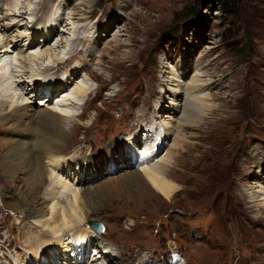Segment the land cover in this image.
I'll return each mask as SVG.
<instances>
[{
  "label": "rangeland",
  "instance_id": "obj_1",
  "mask_svg": "<svg viewBox=\"0 0 264 264\" xmlns=\"http://www.w3.org/2000/svg\"><path fill=\"white\" fill-rule=\"evenodd\" d=\"M24 1L33 5V12H20L23 14L20 27L7 33L12 40L18 39V47L4 59L9 63L10 73L7 72L12 80L4 81L0 87V102L7 104L8 111L20 106L31 114L56 108L69 113L71 122L65 121L69 138L62 144L64 155L61 156L65 160L74 159L75 165L68 175L55 172V179L65 181L71 191H84L88 225L83 227L90 230L92 238L91 250L81 264H264V210L257 209L249 199L256 175L264 176V0ZM79 2L90 4L84 22L89 30L95 27L98 31V46L92 41L79 57L72 55L69 48L61 55L63 48H56L60 39L56 35L49 40L50 44H45L39 40L38 33L35 43H30L33 28H42L47 18L52 19L50 7L65 17L57 23L60 27L61 23L63 26L67 23L65 13L72 9L79 13L82 9ZM66 5L72 6L70 10ZM24 7L27 6L20 8ZM189 8L203 14L204 22L184 19L182 13ZM5 9L2 7L0 11L3 17L8 13ZM3 30L0 35L5 34ZM58 30L61 32L62 28ZM118 31L120 34L115 36ZM62 37L64 42L73 38L70 34ZM51 50L56 52V57H67L64 60L69 62L60 64L56 70L54 61L46 56ZM33 51L41 52L42 60L38 65L33 64L32 69L24 63ZM183 61L186 69L178 73L182 79L185 72H190V61L193 64L200 61L203 72L208 63L206 71L214 80L212 83L218 84L211 86L210 91L219 108L211 120L205 122L202 114H196L189 125L178 123L180 115H175L174 120H178L171 124L172 140L168 138L163 143L160 155L172 151L166 176L178 188L172 199L167 200L151 188L131 158L127 160L129 164L118 162L112 169L107 162L109 156L122 158L121 152L117 154L115 150L127 152L131 136L138 132L142 137L149 128L159 140L154 146L160 145L165 136L161 138L163 129L159 128L157 118L167 112L157 104L161 96V71L169 65L174 68L183 65ZM20 65L26 69L22 71ZM68 65L71 70L75 66L86 68L82 69L83 73L80 69L76 82L69 83L49 103L42 100L45 95L37 96L32 89L27 90L29 86L26 90L17 86L43 66L44 71L54 66L45 73L50 80L61 83L57 72ZM78 84L90 88L91 93L80 95V104L74 101L71 108L61 106V109L58 104L67 96L63 92L74 90L77 97ZM185 90L184 87V95ZM210 122L211 128L207 126ZM36 124L34 140L39 134H47ZM12 129L13 124L2 117L0 146L16 138L18 132L14 134ZM175 134L181 140L173 148ZM150 146L143 150L148 151ZM114 147L117 148L113 154L107 153ZM256 149L260 152L256 153ZM4 153L5 149L0 147V156ZM87 159L89 165L102 170H93L97 172L96 179L88 180L87 172L83 173L85 177L82 173L78 176L79 167L89 169ZM122 159L126 161L125 156ZM45 166L48 171L53 170L49 160H45ZM26 176L19 173L12 183L0 169V259L3 261L0 264H22L24 259V264H33L37 260L30 253L32 240L27 239V233L34 220V209L50 204L52 194ZM71 191L64 197L73 200L68 194ZM91 221L102 223L104 233L99 235L91 230ZM66 237L68 243L74 239ZM95 249L100 253L99 258ZM71 250V254H79V250ZM94 255L97 258H92Z\"/></svg>",
  "mask_w": 264,
  "mask_h": 264
},
{
  "label": "bare ground",
  "instance_id": "obj_2",
  "mask_svg": "<svg viewBox=\"0 0 264 264\" xmlns=\"http://www.w3.org/2000/svg\"><path fill=\"white\" fill-rule=\"evenodd\" d=\"M86 3L84 4L82 2L81 3L79 2V5L80 7H82V9L78 11L79 12L78 14L72 8H71L72 11L70 10V7L72 6L66 5V9H69L70 13L68 14L65 13V16H67L65 22L67 23H64V26L62 25V23L60 24V27L62 28L61 32H59L58 30L60 27H58L57 23L61 21L63 15L60 16L59 14L61 13H57L56 11L54 12L51 7L50 8L48 7L49 8L48 12L50 13L52 19L47 18L46 23L43 21L44 22L43 25L45 26H43L42 28H35V29L33 28V31H31L30 43L31 44L35 43L36 41L35 39H37L39 36L38 33H40L41 36V39L39 40L43 41L45 44H50L49 40L51 38H54V36L56 35L55 37L58 36L60 38L58 39L59 41L56 43L57 45L56 48H61V47L63 48L61 55H64L66 53L65 50L69 48L71 54L72 55L76 54V56H79L81 53H85L87 51L86 47H88L89 43H91L92 41L94 42L93 45L98 46L99 41L96 42L98 31L97 32L95 31V27L92 28V31L89 30L88 26L85 24L86 22H84L87 18L86 17L87 14L89 13V6H88L89 2ZM0 5L3 7V9L6 8L5 10L8 12L5 13L4 17L2 16L3 12L0 13L1 14L0 30L4 29L3 34L5 33L4 35H0V68H1L0 87L2 88L4 81L12 80V77L11 78L9 77V73H10L8 69L9 63L7 64L6 61L4 62V59L10 57L8 55L11 53V51L16 50L14 48L18 47L17 45L18 39L16 40V38L14 37V40H12L10 38V35H7V33L11 32L12 30L11 28L20 27L19 23L23 22L22 19L23 17L21 18V15L23 16V14L21 13H24V11H28L29 13L33 12L31 9L33 5L32 6L31 4L26 5V1L24 0H0ZM21 6L22 7L27 6V7H24L22 9L20 8ZM2 7H0V11L2 10ZM58 7L60 8L61 5ZM77 7H75V9H78ZM54 15L56 16L55 19H54L55 17ZM23 26L25 27L26 25L23 24ZM119 32L120 31H118L115 34V36H118L120 34ZM63 34H70V37L73 38L68 39L64 42L62 40ZM40 41L38 42L40 43ZM73 41H75L74 43L75 45L73 44ZM96 46H94V49H96ZM78 47H82L83 49L80 50ZM52 50L55 51V49ZM52 50L47 51L46 56L48 57L49 61L50 60L54 61L53 64L54 66H56V68L54 66H48L46 67L48 69H45L44 71V66H43L36 71L34 70L30 77L27 76L26 78L28 79L27 81H25L26 79L24 80L22 78L24 82H18L17 84V86L22 89H24L23 87H25V90H26V86L27 87L29 86L27 90L32 89L31 92L35 93L37 96L45 95L44 96L45 98H43L42 100H46V103H49V101L51 102L52 100H54L53 97L57 95L61 90L66 89L69 83L73 84V82L76 79H78V74L81 73L83 69L81 67L78 68V66H75L72 69L73 70L72 72L70 67L71 65L65 67L62 66L61 70L57 72V74L60 75L59 78H62L61 80L62 82L56 83L55 79L50 80L48 74H46L48 70L50 72L52 67H54L57 70V68L60 67V64H63L64 62L66 63V61L69 62L68 60L66 61L64 60L67 57L63 59H60V57L58 56L56 57V55H54L56 52L53 53ZM40 53L37 51L31 52V54L29 53L28 57L25 58L24 64L31 68L34 67L33 64L38 65L39 64L38 61L42 60L40 59L42 56ZM72 55L70 58L73 57ZM18 58L21 60V56ZM10 63H12L11 60ZM191 63L192 62L190 61L188 65L190 67V72L187 71L184 74L185 79L178 77V73L186 69L185 68L186 64L184 63V61L182 63L183 65L178 64L176 68H174V66L169 65L167 67H163V69L165 70L161 71V79L159 84L161 96L160 98H158L157 104L162 109H164L163 111H167V112L165 114L163 113L162 115L158 116L157 123L160 125L159 128L163 129V131L161 130L163 132V135L161 134L162 135L161 138L165 136V138L162 139L163 142L161 140L159 146L158 145L154 146L159 141L157 142L156 138L153 139V135H155L154 130L152 131L149 128L148 130L144 131L142 137L138 135V132L135 133L133 136H131V139L128 140L127 142L128 145L127 147L129 148V150L128 149L126 150L127 152L123 153L120 150L117 151L118 150L117 147L111 148L112 151L111 150L107 151V153L113 154V151L117 148V150H115V153L118 154L121 152L119 154V157L123 158V156H125L126 159V161H124L122 158L117 160V158L115 159L109 156V161L107 163H110L111 167L110 166L109 167L111 169L113 168V165L117 167L118 162H121L122 164L123 163L129 164L127 160L131 158V161L133 162L135 161L136 165L139 167L138 169L140 173L145 176V179L149 183V185H151V188L155 190L159 195L164 196L167 200L172 199V197L178 191V188L175 185H173L171 182H169L166 176L168 172L169 163L170 164L172 163L171 160L172 151H170L169 149L167 153L165 152L164 156L161 157L160 155L162 154L161 152L163 151L162 148L163 143H165L166 140H168V138L172 140L171 136L174 133L171 124L174 123L173 121L178 120V119L174 120L175 115L176 114L180 115L178 123H181L182 125H189L190 119L192 120L195 117L199 116L200 114H202L203 121L206 122L207 119L211 120L213 115L216 114L217 108H219L218 105H216L215 102H213L214 99L210 91L211 90L210 87L216 86L217 83L215 85L212 83L214 82V80L210 78L208 71H206V67L208 63L205 64L206 65L205 72H203L204 68H202V64L200 63V61H197L195 64L192 63V68H191ZM15 64H17V62L14 63V66ZM26 66L25 68L22 69L20 65V69H22L23 71L24 69H26ZM7 71H9V73ZM5 74H7L8 76ZM67 81L68 84L66 83ZM29 82L31 83V87ZM19 83H21L22 85ZM184 87L186 88L185 95L183 92ZM75 90L78 91L77 97L74 96V90H72L70 93H68V91L66 90L65 92H63L65 96L66 95L67 96L66 98L61 99L62 100L60 101L61 104H58L60 108L61 106H65V105H67V107H70V105H72L73 104L72 102L74 101H76L75 104L77 103L80 104L82 100L78 99L79 96L81 95L82 97L89 95L91 93L90 88L88 89V87L86 88L81 84L80 85L78 84L75 87ZM60 95L57 98H55V101L59 100ZM166 100H170V103H167ZM167 104H169V106ZM56 109L61 111V113H59V111L55 109H51V110L46 109L31 114L27 110V108H22L20 106H17L13 110L8 111L7 104L0 102V111H1L0 119L3 117L5 121L13 124L14 129H12V132L14 134H17L16 132H18L16 138H13L14 139L13 141H9L5 145L0 146L5 149L4 155L0 156V169L12 183H14L13 179H15L17 174L24 172L28 176V177L26 176L27 177L26 179L31 180L33 184L40 183L42 190H45L46 193H48V190H50V196L52 194L51 196L52 198L51 199L49 198L50 204H46L45 202L46 200H44L46 205L42 204L44 206H41L40 208L36 207V209H34V213H33L34 220L31 222L29 233H27L28 235L27 239L30 238L29 240H32L31 245L29 246H31L33 249L30 250V253L34 255V257L36 255V259H37L33 264H81L84 258L86 257V253L88 254V252H90L91 250V244H89V242L92 238L91 236L92 233L90 232V230H88V228L83 227L85 225H88L87 224L88 212H86L85 210V208L88 205L86 199H84L85 198L84 191L83 192L81 190L79 192L71 191L72 190L71 187L67 185L64 180H62L64 181L63 183L60 180L55 179L56 177L55 172L57 173L59 172L60 175L61 173L68 175L69 170H71L70 168H73V166L75 165V164L73 165V163L75 162L72 163L74 159L71 158V160H65V158L61 156L64 155V153H62L64 149L62 144L65 141H67L69 138V133H68L69 131L67 128L68 124H65V121L71 122L70 115L69 113H67V111L63 112L59 108ZM71 117L73 118L74 116ZM36 122H37L36 125L46 130L47 134L44 133V135H42L43 133L41 132L42 134H39L37 140H34L35 138L34 131L36 130L34 127ZM224 122L227 121L224 120ZM210 125L211 122L209 124L207 123V126ZM209 128H211V126ZM156 131H158V127H156ZM180 140H181V136L180 135L176 136L175 134L173 142H171L172 147L174 148V146H176V143ZM148 143L151 146L148 151H144L143 148L149 147ZM33 147H35L36 149ZM257 150L258 149H256L255 152L259 153L260 151ZM33 151H37L38 154H34ZM45 160H49V164L53 170L48 171L46 169ZM85 162L88 165L90 164L89 159H87V161ZM88 167L89 169H84V166L79 167L77 170L79 172L78 176L81 173L83 175L84 172L85 173L87 172L88 177L86 178H88V180L89 178L96 179L95 176L97 172L93 170L96 169L98 172L102 171L100 170L101 169L100 167H96L95 165H89ZM58 178L61 179L62 177H58ZM46 182H48L47 184H49V187L46 186ZM72 188L74 187L72 186ZM69 191L71 192L68 194L74 197L73 200L68 196L64 197V195ZM249 191H250L249 199L251 200V202H254L255 204L254 206L257 207V209L264 210L263 174L261 175V173H258L256 175L254 184L251 186ZM62 197H63V201H62ZM70 228L73 229L70 230ZM90 229L93 230L91 227ZM67 235L69 237L74 238L69 243L72 244V242H74V244L76 245L74 244L73 246L69 245L67 241L68 237H66ZM71 249H73V251L79 250L77 251L79 252V254L78 253L71 254L72 253ZM97 250L98 249H95V255H98L99 258L100 253H98ZM101 254H104V252H102ZM95 255L92 258L94 259L95 257L97 258V256ZM23 261H21L22 264H24ZM90 263L91 262L87 264Z\"/></svg>",
  "mask_w": 264,
  "mask_h": 264
},
{
  "label": "trees",
  "instance_id": "obj_3",
  "mask_svg": "<svg viewBox=\"0 0 264 264\" xmlns=\"http://www.w3.org/2000/svg\"><path fill=\"white\" fill-rule=\"evenodd\" d=\"M182 14H183L182 16L184 19L193 20L191 22H204L203 18H205V16H203V14H200L198 12V10H196L194 8L193 9H190V8L186 9Z\"/></svg>",
  "mask_w": 264,
  "mask_h": 264
},
{
  "label": "water",
  "instance_id": "obj_4",
  "mask_svg": "<svg viewBox=\"0 0 264 264\" xmlns=\"http://www.w3.org/2000/svg\"><path fill=\"white\" fill-rule=\"evenodd\" d=\"M89 226L99 235L104 233L105 231V227L102 223L98 222V221H91L89 223Z\"/></svg>",
  "mask_w": 264,
  "mask_h": 264
}]
</instances>
